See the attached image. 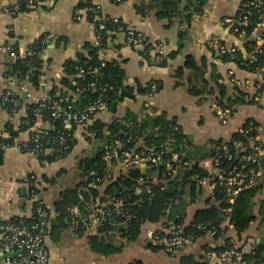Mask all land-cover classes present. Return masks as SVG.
Segmentation results:
<instances>
[{"label": "crops", "instance_id": "0c3cea01", "mask_svg": "<svg viewBox=\"0 0 264 264\" xmlns=\"http://www.w3.org/2000/svg\"><path fill=\"white\" fill-rule=\"evenodd\" d=\"M159 1L162 0H128L116 4L112 0H92L102 15L119 19L127 29L143 34L150 42L161 43L165 53L163 62L154 67L142 58L140 50L124 44L122 33L111 40L108 47L103 49L102 57L104 60L121 62L126 72L125 85L136 88L137 84L146 86L158 82L161 89L151 97L138 94L134 98H127L112 110L107 108L99 112L94 120L102 124L98 130L101 129L107 136L108 124L115 120L124 122L129 112L136 114L139 121L165 113L169 119L176 120L187 137L189 151L208 149L207 156L190 161L192 166L197 165L205 172V183L186 179L179 188L181 195L177 203L180 200L187 203L181 225L185 231L193 225L196 213L214 202L216 189L210 186L211 175L206 169L211 164L209 149L212 143L229 141L248 120L264 121V81L257 74L239 68L235 62L221 59V55L230 53L229 49L243 46L244 40L232 34L231 26L246 0H206L203 4L200 0H181L180 11L170 19L158 17ZM14 2L0 0V96L11 93L17 99L14 112L0 104V136L11 138L7 131L9 126L18 133L14 143L0 154V187L3 190L0 197V224L12 218L32 217L34 201L28 187L31 177L37 180L35 195L48 207L51 219L55 218V202L66 190L74 189L82 181L78 160L93 156L102 146L101 141L93 132L87 131L86 126H78L74 133L76 144L72 152L60 160L43 163L20 147L29 141L31 132L48 128L43 117L38 115L31 129L22 130L29 107L46 98L53 86L60 85L66 77L67 61H76L80 54H85L87 45L96 46L98 41L96 21L89 20L87 8L77 0H53L37 7L27 6L23 11L13 10ZM258 30L263 31L264 24ZM33 46L36 49V63L40 67V78L37 87L31 82L27 85L32 94V98H27L22 97L24 91L21 86L24 83L12 73L16 59L26 55ZM221 47L227 51L222 52ZM8 48L16 54L15 57ZM188 58L193 60L194 68L186 67ZM222 86L227 87L229 95L237 89L241 90L248 102L236 106L226 123L219 117L220 107L216 99L218 88ZM190 87L200 88L203 92L195 96L191 94ZM209 90L215 93L209 94ZM103 146L106 177L90 184L96 187L99 183L101 197H104L111 182L134 168H139L143 173L151 171L138 180L133 191L136 196L142 194L139 187L143 181L159 178L160 170L155 166L126 168L123 158L108 159V147H115V144ZM137 147H145V142L141 139ZM192 188H195V193L191 192ZM262 194L255 201L264 199ZM170 210H166L165 216L145 221L139 236L132 241L122 239L115 230H104L103 223H88L80 233L71 231L69 227L61 231L52 230L45 238L49 252L46 264H184V261L188 264H220L210 261L207 253L223 247L225 240L237 245L244 255L250 256L255 254L257 244L264 246L261 218L242 233L240 240L229 219L225 218L218 221L219 233L208 232L183 251L169 254L162 248H154L151 236L160 232L163 223H176L175 218L181 216L176 209ZM169 214L174 218H169ZM92 238H97L100 243L121 246V250L104 255L93 249ZM258 257L262 261L253 259L240 264H264V251Z\"/></svg>", "mask_w": 264, "mask_h": 264}, {"label": "trees", "instance_id": "16d2710c", "mask_svg": "<svg viewBox=\"0 0 264 264\" xmlns=\"http://www.w3.org/2000/svg\"><path fill=\"white\" fill-rule=\"evenodd\" d=\"M126 1L128 0H124V2ZM205 1L206 0H200V3L203 4ZM180 2L181 0L159 1L157 3L159 5L158 17L167 19L174 17L180 11ZM82 5L87 9L96 7V5H93L91 2L83 3ZM27 6H29L27 2L21 0L19 11L25 10ZM87 14L89 20L96 21V35L100 36L99 44L96 46L87 45L85 54H80L76 61L70 60L66 62V77L61 81L60 85L53 86L49 93L51 99L45 102V107L42 109H40L41 102L32 104L27 111V117L23 121L22 130H27L28 126H26L24 122L28 119L30 120V125H34L37 118L36 113L39 112L42 114L44 122L48 123L49 129H41L43 136L38 141L40 145L39 148L43 150L39 159L46 160L48 163L60 160L70 154L76 144L74 133L77 126L72 124L70 128H67L66 121L64 117H62L63 115L59 118H54L51 109L53 103L59 104L62 113L65 110L81 111L83 108L93 104L102 92V99L106 102L107 108L112 110L113 107H116L127 98H134L138 94L153 96L161 89L158 82H151L146 86L137 84L136 88L125 85L124 80L126 72L121 62L101 59L99 50L106 49L109 42L114 40L119 33L125 31L127 28L121 22L119 24L121 27L120 30H115L118 25H115L111 21L105 22L104 28H102L101 26L103 24L92 15L91 11ZM243 15H247L249 20V24L245 28V39L241 38L238 33H234L231 26L232 34L244 40L243 46L241 48L236 47V51L233 53L221 55V59L223 61L235 62L239 68L250 73L258 74L263 67L264 58L261 53L255 52L254 50L257 46V37H255L254 29L262 20L259 18L260 14L256 9L242 7L241 5L237 19L241 18ZM188 18H190V16H188ZM258 36L264 39V30L261 32L259 31ZM149 48L150 47L147 46L146 50H140L139 53L145 61L157 67L163 62L162 60L164 57H161L159 61V57L156 56L155 53L152 54L149 52ZM29 51H31L32 54H26L16 59L12 75L22 83L29 80L34 87H37L40 78V67H38L36 63V49L33 46ZM186 67H195L191 58H188ZM92 84H94L95 89L91 86ZM205 87L206 84L203 86V89H205ZM218 91L216 98L218 105L220 109L229 108L231 110L230 116L236 106L248 103L245 100L246 95L239 89L235 90L231 95L228 94L226 86L218 88ZM190 92L198 96L203 90L197 87H190ZM208 92L209 94L215 93L214 90H209ZM5 107L9 108L10 111L13 110V106L9 104L5 105ZM249 121L251 120H248L247 123ZM129 123L130 125H128ZM247 123L244 127H246ZM99 127H102V124L94 120V118L92 122L86 126L87 131L93 132L95 137L101 141L102 146L93 156L80 158L78 160V169L81 172L82 181L74 189L66 190L55 202L54 209L56 216L50 219L48 234H50L52 230L57 229L61 231L69 227V207L78 206L80 215H88L89 207L101 205L108 195H113L124 200L126 208L132 217L128 221L121 220L118 217L111 219L106 218L102 222L103 228L104 230H115L124 240H135L139 236L141 225L145 221L165 216L166 210L170 208V211L176 209V212L181 213V216L175 218V220L176 224L182 225L187 203L184 200H180L179 203H177L181 195L179 188L183 181L189 179V177L197 176L202 178L205 172L197 165H193L190 169L181 168L175 177L170 178L164 184H154L153 195L149 197L147 194L136 196L133 191L136 188L138 180L151 171L149 172L147 170V172L143 173L139 168H134L129 170L124 176H121L117 181L111 182L106 188L104 197H101L98 188L99 183L96 187L90 186V184H95L97 179L102 181L106 177L107 167L104 161L105 150L103 145L107 144L112 146L116 141H122L126 145L125 148L134 149L136 151L141 149L160 150L167 148L173 153H177L181 159L188 161L207 156L208 149L203 151H189L187 137L183 134L176 120L169 119L165 113L155 118L148 117L145 120L139 121V117L136 114L129 112L124 122L115 120L111 124H108L107 129L109 134L107 136L101 129L98 130ZM7 131L10 133L11 138L4 139L0 136V145L6 144L11 146L14 143L15 137L18 135V133L13 130L12 126L7 127ZM33 134L34 132H31L30 139L27 141L31 146H33L34 142L31 140ZM61 137L65 140V145H68L67 149L64 148L65 145L60 144ZM248 137L247 134L237 132L229 141L213 142V145H211L209 149L210 156H213L215 153L214 147L222 144L228 146L232 151H234L233 144L235 142L247 145ZM141 139L145 142V147L138 148L137 143ZM53 146H55L54 152L52 154H45L46 149H51ZM222 162L226 163L225 159H222ZM262 162L264 163V160ZM227 164L228 163H226V165ZM263 188L264 180L262 182H257L254 187L241 190L236 196L230 198L224 189L218 187L214 192V202L206 209L196 213L193 219V225L187 228L185 233L193 234L197 239L208 232L219 233L218 221L221 222L225 218H228L230 225L237 233L238 240H240L242 233H244L258 218H261L262 224L264 225V199L255 201V199L262 194ZM195 191V188H192L191 192L195 193ZM29 194L32 196L35 195L32 187L30 188ZM39 203L46 206L43 201L38 198V200L34 202V212L31 218H12L10 220L16 223L34 222L37 219L35 209ZM169 218L174 217L169 214ZM198 226H202L203 229H198ZM84 229H86V224L80 219V225L76 232L80 233ZM91 244L93 249L104 255L117 253L121 250V246L106 244L105 242L100 243L97 238H92ZM153 247L161 248L155 245ZM232 247L239 248L235 244H229V240H225L224 246L215 250L223 251ZM263 251L264 246L257 244L254 249L255 254L252 256L244 255L242 263H249V261L253 259L262 261L258 256ZM134 264L141 263L136 262ZM184 264H188V262L184 261Z\"/></svg>", "mask_w": 264, "mask_h": 264}, {"label": "built area", "instance_id": "2783aa9c", "mask_svg": "<svg viewBox=\"0 0 264 264\" xmlns=\"http://www.w3.org/2000/svg\"><path fill=\"white\" fill-rule=\"evenodd\" d=\"M30 7H37L42 3L49 4L53 0H24ZM82 3H94L92 0H77ZM116 4H121L124 0H112ZM21 7V0H15L12 5V9L19 10ZM242 7H251L259 12V18L262 20L257 27L254 29L255 37H257V46L255 47V52L262 54L264 58V39L258 36V29L264 24V0H248L242 4ZM87 13L92 12L103 25L104 23L111 21L115 25H118L115 30H120L119 24L121 21L117 18L107 17L102 15L99 7L86 9ZM249 20L247 15H243L241 18L237 19L232 24V31L238 33L243 39L246 38L245 28L248 26ZM124 35V44L133 49H138L141 51L146 50L149 46V52L155 53L160 59L164 56L163 45L159 42H150L141 33L135 32L130 29H125L121 32ZM98 44L100 42V36L96 35ZM222 52L227 50L221 47ZM13 57L16 54L8 48ZM236 51V47L228 50V52L233 53ZM32 54L31 51L27 55ZM103 54V49L99 50V56L101 59ZM25 56V55H24ZM83 72V71H81ZM262 81H264V59L263 67L257 74ZM30 84L29 80H26L21 86V89L26 93L27 98H32V94L29 92ZM95 86L94 84L91 85ZM154 88V87H153ZM151 97V96H150ZM103 93L101 92L98 99L90 106L83 108L81 111H71L65 110L62 113L61 108L58 103H53L52 116L54 118L64 117L66 121L67 128H70L72 124L75 126H87L92 122L93 118L101 111L107 109L106 102L102 99ZM48 95L41 101L40 109L45 107V102L50 100ZM1 105H11L13 106V112L16 110L17 99L11 93H4L0 96ZM231 110L229 108L220 109L219 117L223 123L228 121L230 117ZM37 116L41 115L39 112L36 113ZM28 129H31L33 125H30V120L24 122ZM45 125L49 129L48 123ZM31 138L33 146L29 143L21 144V148L24 151L30 152L34 156L38 157L43 152L39 147L38 141L42 138V131L35 130ZM242 134H247L248 144L244 145L240 142H235L233 144L234 151H232L228 146L222 144L214 147L215 153L211 157V164L206 169L210 176V186L213 189L218 187L224 189L230 198L236 196L241 190L246 188L254 187L261 175V166L264 159V121L256 122L251 120L247 123L246 127H243L240 131ZM60 144L65 145V140L61 137ZM55 145V144H54ZM125 143L122 141H116L115 147H108V159H119L123 158V163L126 168L142 167V166H155L159 168L160 175L156 180H145L139 187V191L142 194H147L149 197L153 195V186L156 183L164 184L170 178L177 175L181 168H192L190 161L181 159L177 153H173L170 149H127L125 148ZM9 145H0V154L6 151ZM65 149L68 145H65ZM55 150V146L51 149H46L45 154H52ZM225 159L226 163L222 162ZM234 159V161H233ZM46 163V160H42ZM206 167V165L204 166ZM191 182H197L199 184L205 183V177L202 178L197 176L189 177ZM160 181V182H159ZM29 189L32 187L34 190L37 189V180L31 177L28 180ZM3 195V190L0 187V197ZM33 201L38 200V196L34 195L32 197ZM232 201V200H231ZM37 219L34 222H20L16 223L14 221L8 220L4 224L0 225V264H46L49 260V252L45 244V238L50 229V219L51 214L46 206L39 203L35 209ZM68 222L71 231H76L80 225V219L85 223H96L101 224L106 218H120L121 220L128 221L131 219V214L126 208V203L121 198H117L113 195H108L106 200L99 206L89 207L88 215H80V210L78 206H71L68 208ZM198 229H203L202 226H198ZM197 240L196 236L193 234H187L174 222H165L162 224L160 232L153 233L151 236V243L155 246L161 247L163 250L169 254H174L183 251L187 247L193 245ZM229 244H233L229 241ZM207 257L212 262H217L220 264H240L242 263L244 257V251L237 248H228L223 251L212 250L207 253Z\"/></svg>", "mask_w": 264, "mask_h": 264}, {"label": "rangeland", "instance_id": "374dc122", "mask_svg": "<svg viewBox=\"0 0 264 264\" xmlns=\"http://www.w3.org/2000/svg\"><path fill=\"white\" fill-rule=\"evenodd\" d=\"M264 160V159H263ZM264 180V163L262 162V166H261V175L259 177L258 182H262ZM264 194H262L263 196Z\"/></svg>", "mask_w": 264, "mask_h": 264}, {"label": "water", "instance_id": "95a60500", "mask_svg": "<svg viewBox=\"0 0 264 264\" xmlns=\"http://www.w3.org/2000/svg\"><path fill=\"white\" fill-rule=\"evenodd\" d=\"M22 97H26V93L25 92L22 93ZM46 130H48V128Z\"/></svg>", "mask_w": 264, "mask_h": 264}]
</instances>
